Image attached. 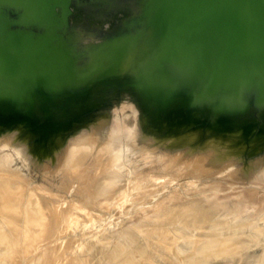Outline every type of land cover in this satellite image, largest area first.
<instances>
[{
    "label": "rangeland",
    "instance_id": "1",
    "mask_svg": "<svg viewBox=\"0 0 264 264\" xmlns=\"http://www.w3.org/2000/svg\"><path fill=\"white\" fill-rule=\"evenodd\" d=\"M89 1L91 0H85V2L82 3V6L79 5L73 7L72 15L69 17V26L71 27L73 33L72 40L73 42L78 44V46L79 45L85 46L89 44L93 45L95 43L92 42L94 41L96 42L97 40L101 41L104 37L114 32L122 24L123 21L129 19V17L132 15V11L136 9L135 7L138 6V4L142 3L143 0H102V3L98 1L96 2L95 1L89 2ZM97 2L98 5L96 4ZM133 54H134L133 51L130 52L127 55V57L121 62L119 73L116 72L114 74L111 73L108 75L106 79H103L100 82L98 81V83L95 84L96 86L95 85L92 86L90 90L91 97L89 98L88 101H87V96H88L87 94L77 97L72 101L71 100L67 102L65 101L64 104L66 110L69 106L78 108V110H76L74 114L70 116L71 118L69 119L66 118L67 120L65 119L64 121H61V119H59L58 123H53V124L47 123V124L39 125L38 127H37V122L35 125H32L33 122H31L30 117L31 118L33 117L30 115V113L26 108L27 101L25 100L17 101L15 98H10V101H12V104H10V106L7 107L8 103H6L3 107L0 108V110L6 108L8 112H13L15 109H17L16 112L18 113L15 114L14 117L11 118L9 121H6L11 124L1 125L0 160L4 161V159L5 158L6 159L4 161L5 163L2 164V162H0V172L3 173L6 171L9 173V175H11L12 172L17 173L16 175L17 177H19L20 175V178L18 179L19 182L23 181L24 189L25 190L29 189L28 192L32 191L30 192V194L31 193L34 195L36 194L35 195L36 197L37 196L41 197V199L45 200L47 205L49 206L50 204L52 205L54 203V205L52 206H54L55 210L58 212H63L64 214H67L69 212L68 215L65 217V220L60 221V224L58 225V230L56 231V234L53 235L54 238H52V240L47 241L48 242L47 244L50 246L53 245L55 250L53 246L52 247L47 246L46 243L42 244L43 246L46 245L45 248L47 249L49 247L51 249L53 248L52 250H50L49 248L46 252L49 251H51L49 253H52V251L55 252L51 263L68 264L70 259L72 260V257L75 258L76 256L77 258L78 256H80V259H83L84 263L87 262V264H116V263L118 264H127V263L128 264L130 263L131 264H160V263L161 264H168V263L169 264H174V263L175 264H264L263 261L264 260V255H263L264 254V222H263L264 220H262L264 219V213L263 210L262 211L260 210V208L264 209L263 208L264 205L263 206L261 205L262 203L264 204V194H263L264 193V149H263L264 136L262 137L263 134L261 135L260 138H262L263 139L262 140L259 139V135L257 134L252 135V133H254L252 129L253 126L256 125V123L258 122L262 123L264 126V114L256 118L250 117L249 119L243 116H237V114L235 115L231 114L229 117H224V116L215 117L213 116L214 114H211V112L204 111L205 108L203 109L199 106H193L187 115L166 116L160 122H158V120L153 118L150 121L145 120L143 123V120L146 117L144 111L146 112L147 110L144 106H140V103L142 101H146L147 104L150 103V99L147 94L144 95V100H143L142 96L139 95L138 90L133 85L135 93L133 92V90H129V92H125L124 95L122 94L123 97L122 95L120 97L117 96L116 98L119 97L118 99L116 98L113 99L114 97L111 95L115 90L119 88L120 86L119 84L121 83L125 84V82L123 81L124 79L123 77H125L126 80L127 76H129L127 79L129 80V78L131 77V75L129 74V69L133 70V74H135L136 59ZM100 59H101L100 56L96 55L95 53H89L81 61L75 62L74 66L76 68L85 69L86 67L96 62H98L97 65L100 64ZM80 71L82 73L87 72L86 70H80ZM127 73L129 75H127ZM134 77L135 76L133 75L132 84H134V79H133ZM137 100L139 101L142 100V101L139 102ZM67 113L64 114L65 115L63 116L64 118L66 117ZM77 114H80L79 115L80 121L76 124L80 126L89 123L97 115H101L106 119V123H107V124L105 123L107 125L106 133L102 135H98L99 138L97 141L95 139L94 142L95 145H97L96 147L98 148L97 150L94 151L93 154H91L88 157L89 161L90 162L94 161L99 155L104 160V158H106L105 156L106 155L108 156L109 152L114 157V163L110 166V168H108L99 175V177H101L100 178L101 180H104L106 184L108 181V184L113 186V188H111L107 194L97 195L94 198V200H92L93 202V204L91 205L92 207H90V204L92 203L90 202L91 199L89 197H88L89 199H87L88 194L85 193L86 195L85 197L83 196L84 194L81 193V180L79 179L78 174L82 168L76 166L75 168V172L77 171L76 177L71 178V180L65 179V175L63 171H61L62 163H64L65 160L69 158L68 152L65 155L61 153L60 156L55 158L53 157L52 150L49 153L44 152L41 150V148H39V145L36 146L35 144L36 140H40L39 139L40 136L48 135L47 133L51 134L50 137L57 136L64 138L65 137L64 130L67 128L68 125H70L75 120V118H72V116H75ZM195 118L197 119L193 120ZM139 120L142 121L140 122ZM190 120L192 121L190 122ZM207 120H211V121L214 120L218 122L217 125L219 126H217V130H214L216 124L214 122V126L213 124L212 126L211 124H209V130L211 131H208ZM245 122H250L251 127L245 133L240 134L241 136L237 138V141L240 142L241 146L244 142H247L246 145H248L249 148L246 147V145H244L245 143L243 144L245 148L242 146L243 148L239 149V153H237L238 150H235L236 148L235 149L231 148L232 150L228 148L227 149V151H229L228 153L232 151L235 152L231 153L233 155H229L230 158L224 163V165L226 163L227 164L225 166L222 164V166L219 167L220 169L217 167L215 169V172L213 171L210 173V177L204 178V181L200 180L202 176L201 173H197L195 175L190 174L189 171L190 170L189 168L191 166L190 164L191 161L194 160L193 156L196 155V152L195 154L193 152L194 150L198 151L199 149L201 150L203 148L204 142L210 138V137H206L208 133L213 138V136H216V134L220 130L232 132V130L235 131L239 129V127L241 128ZM181 125H183L184 127L181 128ZM204 125H206L207 127L205 128L207 134L203 129ZM200 126L203 127L201 128ZM179 127L181 128V130ZM199 127L201 128L200 129L201 136L199 135V137L197 136L195 138L190 137L191 139H193L191 141V139L187 135V138L189 139L186 140L184 138L185 140H183L182 137H186V134H184L185 136H183V132L186 130V128L187 130L185 132H187L189 128L191 130H194ZM140 128L142 130H140ZM174 129L177 132H175ZM168 130H171V132L174 130L173 131L174 133L172 132L173 135L176 133L177 134L181 133L180 137L178 136L179 135L178 134L176 135L177 137L173 138L175 141L174 140L171 141L173 144L172 145L173 148L170 146L171 142H165L166 137H169L168 134L173 136L172 133ZM165 133L166 135H164ZM209 134L207 136H209ZM202 136H205V139L206 138L207 139L206 140L204 139L205 141L204 140L201 141V139L204 138ZM247 136L249 139L247 138ZM256 136L258 137L255 138ZM139 138L141 140H139ZM145 138H147V140ZM180 139L183 140L184 142L187 141V143L186 144L183 143L184 145L181 143L182 146L178 145L177 141H179ZM250 139H252V141ZM256 139L257 142L255 144V147L258 143L259 144L258 147H260L261 150L259 148L252 147V145L254 146L253 143L256 141ZM150 140H152L153 142ZM189 140L190 142L193 143L192 145L191 144L188 145ZM161 141L163 144L162 143L159 144ZM258 141H260V143L262 142L261 144L262 146ZM98 144L100 147L98 146ZM137 144H138V148H137ZM176 144L178 145V147H175ZM197 144L198 146H196ZM150 146L152 147L150 148ZM196 147H198V149ZM251 147L253 149L255 148L254 152ZM190 148L191 150L193 148V150L189 152L188 149L190 150ZM186 149L190 153V156L193 153L191 160L188 159L189 153L187 152L188 156L185 153ZM243 149L246 151L244 152ZM250 149L252 151H250ZM186 158L190 162L187 163ZM9 160H11L12 163ZM147 172L148 174L150 173V177H152L153 179V180H149V183L138 184L132 182L133 181L132 179H135L134 177L136 176L138 177L142 173H143L142 175L144 174L147 175ZM8 173L6 174L8 175ZM14 175L12 177H16ZM197 176L200 177L198 178ZM101 180L99 181L104 183ZM154 180H158L159 181L158 183L160 184L159 185H157L158 183L154 184L153 182ZM109 181L111 182V184ZM251 190L253 191V194H250ZM137 192L138 193L140 192L139 194H141V196H139V194H136ZM143 192L145 194H142ZM172 194L173 196H171ZM247 194H249L250 197H248ZM82 196L85 198H82ZM243 196L245 198V200L243 199V202L245 201L247 202L248 199L246 198L247 197L249 198L248 202L244 203L245 208L249 203H251V208L252 207L256 208L259 206L256 209L253 208V210L251 211L248 210L249 209L248 206L247 210L250 211L249 214L252 213V211L254 212V210H256V212L260 210L263 213V216H260V218H258L259 217L258 215H260L259 212H257L258 214L255 212L257 216H255L253 213L254 216L253 217L251 216V218L250 216L249 218L244 216L245 218L244 217L242 218L243 224L250 221L247 223L249 226L247 224L243 226L241 225L242 227L240 228L245 230L241 229L239 231H235L236 236L234 235L235 237H233L232 239L233 241L230 239L231 242L229 241L223 243L225 240L223 241V238L221 237L224 234L226 235V237L228 234L229 236H232L233 231H230L232 229L230 230L228 228H226V230L223 229L225 233H221L223 231L217 232V236L219 235V237L222 240V242H220L219 244L223 243L221 244V246L217 247L218 251H220V248H222L223 245V247L224 246L226 247V249L224 248L226 251L223 250L224 253L226 252L225 254H227L228 251L230 254L225 255L223 251H221V254L223 253L224 255L220 257L219 255L221 254L217 256L219 252L218 253L214 252L213 254H211V252L213 251L210 250H208L210 252L208 251L200 252V250L196 249V245L195 246L190 245L188 247L189 244L185 245L183 243V240H185L186 237L184 236L185 238L184 239L182 237L183 235H181L179 231H177L178 234L175 232L177 235L176 239H178V236H180L178 240L179 242L181 240V242L185 246H181V243L178 246L177 243L178 241H176V245H172L173 243L171 241L170 244L174 249L173 248L171 249V247L168 246L169 249L167 250L171 249V251H167V252L172 253L171 255L168 256L169 257L168 258L169 262L167 261L168 263L167 262L163 263L165 259L164 261L159 260L160 257L164 256L163 254L166 253L165 250L167 246L164 247L165 253L163 252L161 255L159 254L160 251H157V249H155L156 251L155 250L151 251L152 246L155 247L160 245L159 247H162V244H165V243L162 244L160 243L159 240L160 238H158V241L160 243L158 244L156 243L158 241L155 237L153 238L152 235L144 234L145 232H148L152 227L150 226V224H147L146 218H148L149 220V218L152 217L153 215L154 218H156V216L157 217L162 216L161 214H159L160 212L159 213L157 212V211H161V209L163 210V208L160 209L159 207L161 206L166 207L167 205L172 206L173 204L176 205L178 204L177 206L179 207V203L181 207L183 206L181 204H183L184 202L186 203L190 200H191L190 203L194 201L193 205H198L200 202L204 201V199L205 201L206 200L208 201L207 203H210L211 200L212 202L214 201L215 204H217L216 202L218 201L220 203L221 201L223 202V200L224 202L229 201L228 203L230 204L226 203L228 206L230 205V207L231 206L237 207L234 204L236 205L239 203L241 204L242 202L241 198H243ZM194 198H197V200L199 201L198 204H195L196 199ZM198 198L201 199L204 198V199L201 200ZM192 199L194 200L192 201ZM225 199L227 200L225 201ZM250 199L252 201L254 200L253 202H256L258 204L255 203V206H252L254 205V203ZM205 201L202 202V205H204V203L206 204ZM212 202L211 204L214 203ZM231 203L232 204L234 203L233 204L234 206ZM240 204L238 205V207L242 208L241 207L242 205ZM206 205L207 207H210L209 204ZM171 206L170 209H173L174 205L172 207ZM167 207L164 209L165 212L167 211ZM245 208L243 209V211H245ZM155 209L158 210L155 211ZM153 211H155L156 214L158 213V215L154 214L155 212ZM163 212L164 211H162V213ZM249 214L248 212L245 213V215L247 216ZM246 218L250 220L244 222ZM242 220L240 221L242 222ZM251 221L252 222L254 221V223H251ZM141 222L143 226V227L141 226L142 228H144L147 225L145 227L146 229L144 228V230H142V228L140 227ZM144 224L146 225L144 226ZM134 225L135 226L137 225V227L139 225L140 227V228L138 227L139 230L138 228L136 229ZM172 228H175V226L171 227V229ZM124 231H126L127 233ZM174 231L175 229L173 230V232ZM142 232L144 235L142 234L141 236ZM125 233L128 235H126ZM219 233H221L222 235H220ZM253 235L255 236V238L253 237ZM249 236L251 237V239ZM223 237L225 238V236ZM252 238H254L255 240ZM115 240L118 241V243ZM152 241L155 244L154 243L152 244ZM94 243L95 245H93ZM147 244L150 246H147ZM45 248L43 247L44 251L46 250ZM215 251H217V249ZM32 253H34V251H31V253H29V257L27 260H29L30 263L32 262L31 264H35V261H37L35 259L37 255L35 256V254ZM179 253H181L182 255H180ZM31 254L33 255V257L31 256ZM178 254L179 257L176 256ZM1 255H3V253L0 254V258L2 257ZM212 255H214L215 258ZM157 257H159V259ZM7 258H5V260L7 259L5 261L4 257H2L1 258L2 260L0 259V263L4 264V262L1 261H5L6 264H15L17 262L13 259L10 260L11 258L9 259V256ZM155 259L159 260V262L158 261L155 262L154 261ZM60 260H62L61 263ZM26 262H22V264H25ZM29 262H27V264ZM18 263L19 261L17 262V264Z\"/></svg>",
    "mask_w": 264,
    "mask_h": 264
},
{
    "label": "water",
    "instance_id": "2",
    "mask_svg": "<svg viewBox=\"0 0 264 264\" xmlns=\"http://www.w3.org/2000/svg\"><path fill=\"white\" fill-rule=\"evenodd\" d=\"M83 2L0 0V108L27 101L37 127L69 119L78 108L64 102L88 101L133 51L132 85L150 99L145 116L160 122L193 106L215 117L264 114V0H143L114 32L78 51L69 17ZM89 53L100 64L82 73L74 63ZM262 126L252 135L263 137Z\"/></svg>",
    "mask_w": 264,
    "mask_h": 264
},
{
    "label": "bare ground",
    "instance_id": "3",
    "mask_svg": "<svg viewBox=\"0 0 264 264\" xmlns=\"http://www.w3.org/2000/svg\"><path fill=\"white\" fill-rule=\"evenodd\" d=\"M130 60V59H129ZM127 63V62H126ZM127 65V64H126ZM126 69H127V66H126ZM128 69H129V67H128ZM126 72V71H125ZM129 74L131 75V77L129 78V80H127L128 79V77L129 76H127V81L125 80V77H123L124 79H123V81L125 82V84H119L120 86H119V88L117 89V90H115V87H114V92L111 94L114 98L113 99H115L117 96H121L122 94L124 95L125 94V92H129V90H133V92H134V87H132L133 85H132V77H133V75L135 76V74H133V70H131V69H129ZM128 73H127V75H129ZM125 75V74H124ZM122 81V82H123ZM123 82V83H124ZM116 87H118V86H116ZM135 93V92H134ZM123 95H122V97H123ZM118 97V98H119ZM129 97V96H128ZM118 98H116V99H118ZM136 98H138V97H136ZM147 99V98H146ZM122 100V99H121ZM144 100V99H143ZM72 101V100H71ZM119 101V100H118ZM137 101H139V100H137ZM142 101V100H141ZM141 101H139V102H141ZM67 102V101H66ZM116 102V101H115ZM138 102V103H139ZM69 103V102H68ZM132 103V102H131ZM130 103V104H131ZM135 103H137V102H135ZM10 104H12V101H8V104H7V107L8 106H10ZM147 102L146 101H142L141 103H140V106H144L145 108H147L148 109V107H147ZM134 107H135V105H134ZM90 109V108H89ZM98 109V108H97ZM146 109V110H147ZM16 110L17 109H15L13 112H8V110L5 108V109H1L0 110V130H1V125H4V124H11V123H9V122H6V121H9L11 118H13L14 117V115L15 114H18L17 112H16ZM96 110V109H95ZM137 111H139V110H137ZM147 113H149V110L148 111H146ZM139 113V112H138ZM193 113H194V111H193ZM121 114H122V112H121ZM192 114V113H191ZM190 114V115H191ZM79 115L80 114H77V115H75V116H72V118H75V120L70 124V125H68L67 126V128L64 130V135H65V137L64 138H61V137H57V136H54V137H50L51 136V134L50 133H47L48 135H42V136H40L39 137V139L40 140H36L35 141V144H36V146L37 145H39V148H41V150L42 151H44V152H47V153H49L51 150L53 151V157H55V158H57L58 156H60V154L61 153H63L64 155L68 152V156H69V158H67L66 160H65V162L64 163H62V168H61V171H63V173H64V175H65V179H68V180H71V178H73V177H76V174H77V171L75 172V168H76V166L77 167H80V168H82L81 170H80V172H79V174H78V177H79V179L81 180V193L82 194H84L83 196H85L86 197V195H85V193H87L88 195H87V199H91V201L90 202H92V200H94V198L97 196V195H104V194H107L109 191H110V189L111 188H113V186H111V185H109L108 184V181H107V184L104 182V180H101L100 178L101 177H99V175L101 174V173H103L105 170H107L108 168H110V166L114 163V157H113V155L109 152V154H108V156L106 155L105 157L106 158H104V160L102 159V157H100V153H101V151H100V153L98 154L99 156L94 160V161H92V162H90L89 161V159H88V157L91 155V154H93L94 153V151L95 150H97V148L98 147H96L97 145H95V139H96V141L98 140V138H99V136L98 135H102V134H105L106 133V128H107V123H106V119H105V117H103V116H101V115H97V116H95V118L93 119V120H91L89 123H87V124H85V125H82V126H80V125H77L76 123H78L79 121H80V119H79ZM116 115V114H115ZM119 115V114H118ZM193 115V114H192ZM197 117V116H196ZM151 119H153L151 116H146L145 118H144V120H143V123H144V121L146 120V121H150ZM197 118H195V119H193V120H196ZM215 120V119H214ZM211 121V120H207L208 121V131H211V130H209V124H211V126H212V124H213V126H214V122L216 123L215 124V129L214 130H217V126H219V125H217V123L218 122H216V121ZM120 121V120H119ZM140 121V120H139ZM142 121V120H141ZM140 121V122H141ZM192 120H190V122H191ZM210 121V122H209ZM124 122V121H123ZM176 122V121H175ZM189 122V123H190ZM194 122V121H193ZM196 122V121H195ZM106 123V124H105ZM137 123V122H136ZM259 123V122H258ZM192 124V123H191ZM193 124H195V123H193ZM137 125V124H136ZM143 126V125H142ZM148 126V125H147ZM192 126V125H191ZM211 126H210V128H211ZM184 126L183 125H181V128H183ZM201 127V126H200ZM196 128V129H194V130H191L190 128H189V130L187 131V132H185L186 130H187V128H186V130L183 132V136H185L184 134H186V137H182L183 138V140H188L190 137L191 138H195V137H199V135L201 136V133H200V129L203 127H201V128ZM251 127V123L250 122H245L244 123V125L240 128L239 127V129H237V130H232V132H227V131H225V130H220L217 134H216V136H213V138L211 137V135L209 134V136H207L208 134H207V132L205 131V128H207L206 127V125H204V127H203V129H204V131L206 132V134H204V135H206V137H210L209 139H205V136H202V137H204V138H200L201 139V141L202 140H204L205 142H204V144H203V148L198 152V151H195L194 150V154H195V152H196V155L195 156H193L194 158V160L193 161H191V166H190V174H197V173H201L202 174V176H204V177H202L201 176V179L200 180H202V181H204V178H207V177H210V173L211 172H215V169L218 167H221L222 166V164L224 165V163L230 158V156L229 155H233V154H231L232 152H235V151H232V152H230V153H228L229 151H227V149L228 148H230V150H232L233 148L235 149V150H238V152L237 153H239V149L241 148H243L244 147V145H246V143L247 142H244L243 144H242V146H241V144H240V142L239 141H237V138L238 137H240L241 135L240 134H242V133H245L249 128ZM10 128V127H9ZM8 128V129H9ZM173 128H174V126H173ZM180 128V127H179ZM181 128H180V130H181ZM146 129V128H145ZM212 129H213V127H212ZM140 130H142L141 128H140ZM162 130V129H161ZM164 130V129H163ZM175 130V129H174ZM173 130V131H174ZM179 130V129H178ZM184 130V129H183ZM191 130V131H190ZM11 131V130H10ZM156 131H158V130H156ZM168 131H170L171 132V130H168ZM172 131V132H173ZM202 131V130H201ZM171 132V133H172ZM175 132H177L176 130H175ZM181 132V131H180ZM212 132H213V130H212ZM9 133V132H8ZM174 133V132H173ZM173 133H172V135H173ZM204 133V132H203ZM211 133V132H210ZM146 134H147V132H146ZM152 134V133H151ZM179 134V133H178ZM177 133L176 134H174L173 136H171V135H169L168 134V136L169 137H166V141L165 142H171V141H173L174 139L173 138H175V137H177L176 135H178ZM181 134V133H180ZM178 135L179 137L181 136V135ZM97 135V136H96ZM164 135H166V133L164 134ZM187 135H188V137L189 138H187ZM203 135V134H202ZM93 136V137H92ZM171 136V137H170ZM141 137V136H140ZM253 137V136H252ZM258 136H256L255 138H257ZM261 136H259V139H262V138H260ZM104 138V137H103ZM142 138V137H141ZM185 138V139H184ZM190 138V139H191ZM247 138H248V136H247ZM246 138V139H247ZM255 138H254V140H255ZM19 139V138H18ZM102 139V138H101ZM146 140H147V138H145ZM148 139H150V138H148ZM155 139V138H154ZM177 139H179V138H177ZM199 139V138H198ZM249 139V138H248ZM139 140H141L140 138H139ZM162 140V139H161ZM183 140H179V141H177L178 142V145H181L182 146V144L183 143H187V141L186 142H184ZM193 139H191V141H192ZM197 140V139H196ZM251 141H252V139H250ZM254 140H253V142H254ZM263 140V139H262ZM262 140H260V141H262ZM101 141V140H100ZM144 141V140H143ZM149 141V140H148ZM150 141H152V140H150ZM175 141V140H174ZM181 141H183V142H181ZM200 141V142H201ZM247 141V140H246ZM260 141H258L259 143H260ZM141 142V141H140ZM153 142V141H152ZM176 142V143H177ZM189 143H188V145L189 144H193L192 142H190V140L188 141ZM195 142V141H194ZM250 142V141H249ZM256 142H257V139H256V141L253 143L254 144V146L252 145V147H255V144H256ZM97 143H99V142H97ZM96 143V144H97ZM101 143V142H100ZM162 143V141L159 143V144H161ZM180 143V144H179ZM182 143V144H181ZM251 143V142H250ZM250 143H249V145H250ZM20 144V143H19ZM142 144V143H141ZM149 144V143H148ZM163 144V143H162ZM199 144V143H198ZM198 144L196 145V146H198ZM262 144V142L260 143V145ZM263 144H264V142H263ZM157 145H158V143H157ZM173 144H172V142H171V144H170V146L173 148V146H172ZM175 145V144H174ZM178 145L176 144V146L175 147H178ZM184 145V144H183ZM200 145V144H199ZM201 145H202V143H201ZM258 143H257V145H256V147L255 148H259L260 150H261V148L260 147H258ZM12 146H14V145H12ZM98 146H99V144H98ZM145 146V145H144ZM149 146V145H148ZM147 146V147H148ZM154 146H156V145H154ZM169 146V147H170ZM181 146H180V148H181ZM186 146V145H185ZM184 146V147H185ZM262 146V145H261ZM100 147V146H99ZM140 147H141V145H140ZM152 146H150V148H151ZM168 147V146H167ZM170 147V148H171ZM187 147V146H186ZM190 147V146H189ZM188 147V148H189ZM195 147V146H194ZM193 147V148H194ZM201 147V146H200ZM246 147H248V145H246ZM251 147V148H252ZM13 148V147H12ZM137 148H138V144H137ZM150 148H148V149H150ZM193 148H192V150H193ZM197 149H198V147H196ZM195 148V149H196ZM232 148V149H231ZM245 148V147H244ZM249 148V147H248ZM247 148V149H248ZM254 148V149H255ZM263 148V147H262ZM14 149V148H13ZM140 149V148H139ZM153 149V148H152ZM196 149V150H197ZM254 149L252 148V150H253V152H254ZM264 149V148H263ZM191 150V148H190V150L188 149V151L190 152V151H192ZM244 150V149H243ZM251 149H250V151H252ZM141 151V150H140ZM183 151V150H182ZM187 149H186V154H187ZM242 151V150H241ZM246 150H244V152H245ZM256 151V150H255ZM178 152V151H177ZM188 152V153H189ZM198 152V153H197ZM257 152V151H256ZM258 152H259V150H258ZM193 153H192V155H193ZM51 154V153H50ZM184 154V153H183ZM185 154V155H186ZM235 154V153H234ZM103 155V154H102ZM164 155H166V154H164ZM192 155L190 156V153H189V157H188V159H190L191 160V157H192ZM97 156V155H96ZM187 156H188V154H187ZM186 156V157H187ZM235 156V155H234ZM8 158V157H7ZM50 158V157H49ZM54 158V159H55ZM234 158V157H233ZM3 159V158H2ZM6 159V158H5ZM5 159H4V161H5ZM11 159H12V157H11ZM187 159V158H186ZM187 159V163L188 162H190L189 160ZM8 160V159H7ZM185 160V159H184ZM4 161H2V160H0V162H2V164L3 163H5ZM10 162H11V160H9ZM181 161V160H180ZM229 161H231V160H229ZM8 162V161H7ZM12 163V162H11ZM54 163H55V161H54ZM184 163V162H183ZM60 164V163H59ZM165 164V163H164ZM227 164V163H226ZM225 164V165H226ZM58 165V164H57ZM171 165H173V164H171ZM171 165H169V166H171ZM178 165V164H177ZM224 165V166H225ZM4 166V165H3ZM8 166V165H7ZM9 166H11V165H9ZM232 166V165H231ZM6 167V166H5ZM175 167V166H174ZM185 167V166H184ZM4 168V167H3ZM54 168V167H53ZM56 169V168H55ZM54 169V170H55ZM57 169H58V166H57ZM220 169V168H219ZM169 170V169H168ZM173 170V169H172ZM10 172V171H9ZM12 172V171H11ZM6 173H8V172H3V173H1L0 172V254H2L3 253V255H1L2 257H4V260H5V258H7L8 256H9V259L10 260H15V261H19V263L18 264H22V262H26V260L28 259V257H29V253H31V251H34V253H32V254H35V256H36V260L37 261H35V264H36V262H37V264H53V263H51L52 262V258H53V256H54V251H52V253H49V252H51V251H49V252H46L50 247H52V246H50V245H48L47 243V241H49V240H52V238H54L53 237V235H55L56 234V231L58 230V225L60 224V221H64L65 220V217L68 215V213L67 214H64L63 212H58V211H56L55 210V207L54 206H52V205H54V203L51 205L50 204V206L49 205H47V203H46V201L45 200H43V199H41V197H36L34 194H30V192H32V191H30V192H28V190H25L24 189V184H23V181L21 182H19V178H20V175H19V177H17L16 175H17V173H14V172H12V174L14 175V176H16V177H12L13 175L11 174V175H9V173H8V175L6 174ZM179 173V172H178ZM239 173V172H238ZM143 174V173H142ZM142 174H140L138 177L136 176V177H134L135 179H132L133 181L132 182H135V183H138V184H147V183H149V180H153L152 179V177H150V173L148 174V172H147V175L146 174H144V175H142ZM213 174V173H212ZM187 175V174H186ZM185 175V176H186ZM217 175V174H216ZM11 176V177H10ZM134 176H135V174H134ZM198 177V176H197ZM200 177V176H199ZM198 177V178H199ZM181 178V177H180ZM21 179H22V177H21ZM209 179V178H208ZM215 179H216V177H215ZM98 180V181H97ZM99 180H101V181H103L104 183H102V182H100ZM206 180V179H205ZM97 181V182H96ZM67 182V181H66ZM110 182V181H109ZM151 182V181H150ZM154 182V184H157L159 181L158 180H154L153 181ZM68 183V182H67ZM110 184H111V182H110ZM160 183H158L157 185H159ZM113 185V184H112ZM150 185V184H149ZM85 187H87V188H85ZM105 187V188H104ZM107 188V189H106ZM239 189V188H238ZM240 190V189H239ZM150 192V191H149ZM252 192V193H251ZM140 193V192H139ZM138 192L136 193V194H139ZM246 193V192H245ZM142 194H145L144 192L142 193ZM250 194H253V191L251 190L250 191ZM264 194V193H263ZM248 195V197H250L249 196V194H247ZM82 196V198H85V197H83ZM137 196V195H136ZM139 196H141V194H139ZM171 196H173V194L171 195ZM89 197V198H88ZM138 197V196H137ZM233 197V196H232ZM245 197H246V195H245ZM246 198V199H248L249 200V198ZM176 198V197H175ZM180 198V197H179ZM254 198H256V197H254ZM87 199H85V200H87ZM171 199V198H170ZM194 199H196L195 201H196V203L195 204H198L199 203V201L197 200V198H194ZM194 199H192V201L194 200ZM198 199H201V198H198ZM204 199V198H203ZM203 199H201V200H203ZM242 200V202H241V204L240 205H242L241 207L242 208H239L238 207V205L239 204H234L235 206H237V207H230V205L228 206L226 203H228L229 201H227V202H224V200H223V202L221 201V203L219 202H216L217 204H215V202L213 203L211 200H210V203H207L208 201L206 200L205 201V199H204V201L206 202V204H209L210 205V207H207V205L204 203V205H202V202H204V201H202V202H200L199 204H200V206H199V204L198 205H193V202H191L190 203V201H188V202H184L183 204H181V205H183V206H181L180 207V203H179V207L176 205V204H173L174 205V208L173 209H170V206H166L167 207V211L165 212V208L166 207H163V206H161V207H159L160 209L161 208H163V210L161 209V211H157L159 214H161L162 216H160V217H157L156 215H158V213L156 214V210H158V209H155V211H153V212H155L154 214H156L155 216H156V218H154V215L152 216V217H150L149 218V220H148V218H146V220H147V224H150V226H152L151 228H150V232L148 231V232H145L144 234H147V235H152V237L154 238H156L157 239V241H158V238H160L159 240H160V243L162 244V243H165V244H162V247H159L160 245H158V244H160L159 243V241L158 242H156V240H155V242L156 243H158V244H156V245H158V246H152V249H151V251L152 250H155V249H157V251H160V255L164 252L165 253V251H166V253L165 254H163L164 256H161L160 257V259H159V257H157L159 260H162V261H164V259H165V261L163 262V263H166L167 261L169 262V255H171L172 253L171 252H167V251H171V249L173 248L172 247V245H176V241H178L177 243H178V246H179V244L181 243V246H185V245H188V247L190 246V245H196V249L197 250H200V252L201 251H208V250H210V251H213V252H211V254H213L214 252H216V253H218L217 254V256L219 255V254H221V251H223V250H225L226 249V247L224 246L223 247V245H222V248H220V251H218V246H221V244H223V243H226V242H231V240L233 239V237H235L236 235H235V231H239V230H241L242 228H240V227H242L243 225H245V224H247L248 222H250V221H248L247 222V220H250V219H247V218H249V216H250V218H251V216L253 217L254 215L255 216H257L256 214H255V212H256V210H254V212L252 211V213H250L249 214V212L251 211V210H253V208L254 209H256V208H258L259 206L258 205H256V206H258V207H252L251 208V203H249L247 206H246V208H245V206H244V203H247L248 202V200H247V202L245 201V202H243V199L245 200V198H244V196H243V198H241ZM252 199V198H251ZM250 199V200H251ZM259 199H260V197H259ZM168 200V199H167ZM173 200V199H172ZM200 200V201H201ZM227 199H225V201H226ZM231 200V199H230ZM176 201V200H175ZM198 201V202H197ZM234 201V200H233ZM252 201V200H251ZM254 201V200H253ZM252 201V202H253ZM84 202V201H83ZM88 202H89V200H88ZM173 202V201H172ZM211 202L213 203V204H211ZM182 203V202H181ZM189 203V204H188ZM254 203V205H252V206H255V203L256 202H253ZM261 203H262V201H261ZM93 204V202L90 204V207H92L91 205ZM165 204V203H164ZM228 204H230V203H228ZM232 204V203H231ZM232 204V205H233ZM256 204H258V203H256ZM87 205H89V204H87ZM163 205V204H162ZM172 205V206H173ZM177 207H176V206ZM233 205V206H234ZM262 206L264 205L263 203L261 204ZM159 206V205H158ZM171 206V207H172ZM249 206V209L248 210H250V211H248L247 210V207ZM245 208V211L246 212H248V216L247 215H245V211H243V209ZM154 208V207H153ZM169 208V209H168ZM264 208V207H263ZM159 209V210H160ZM240 209H242V210H240ZM138 210V209H137ZM145 210H146V208H145ZM150 210V209H149ZM260 210L262 211L263 210V213H264V209H261L260 208ZM260 210H258L257 212H259L260 213V215H258L259 217L258 218H260V216H263V213L260 211ZM162 211H164L163 213H162ZM243 212H245V213H243ZM256 212V213H257ZM253 213H254V215H253ZM262 213V214H261ZM89 214V213H88ZM92 214H94V213H92ZM244 214V215H243ZM258 214V213H257ZM91 216V215H90ZM244 216H246L247 218H246V220H244V222L246 221L247 223H245V224H243V220H242V218L244 217ZM96 217V216H95ZM100 217V216H99ZM245 218V217H244ZM256 218V217H255ZM261 218H263V217H261ZM253 219V218H252ZM95 220V219H94ZM240 220H242V222L240 221ZM262 220H264V219H262ZM261 220V221H262ZM100 221V220H99ZM140 221V220H139ZM152 221V222H151ZM260 221V220H259ZM149 222V223H148ZM241 222V223H240ZM264 222V221H263ZM144 223V222H143ZM152 223V224H151ZM240 223V224H239ZM251 223H254V221L252 222L251 221ZM259 223V222H258ZM262 223V222H261ZM240 226H239V225ZM146 224H144V226H145ZM236 225H238V226H236ZM242 225V226H241ZM248 225V224H247ZM252 225V224H251ZM254 225V224H253ZM129 226V225H128ZM132 226V225H131ZM142 226V222H141V225H140V227ZM147 226V225H146ZM145 226V227H146ZM175 226V228H172L171 229V227H174ZM179 226H180V228H179ZM249 226V225H248ZM256 226V225H255ZM105 227V226H104ZM134 227L137 229L138 227H139V225H138V227H137V225L135 226L134 225ZM139 227V228H140ZM143 227V226H142ZM141 227V228H142ZM144 227V228H145ZM135 228H133V229H135ZM139 228H138V230H139ZM144 228H142V230H144ZM148 228V227H147ZM178 228V229H177ZM226 228H228L229 230L230 229H232V230H230V231H233V235L232 236H229V234L227 235V237H226V235L224 234V235H222L221 233H225L224 231H223V229H225L226 230ZM249 228V227H248ZM248 228H246V229H248ZM127 229V228H126ZM146 229V228H145ZM169 229V230H168ZM175 229V231L173 232V230ZM227 229V230H228ZM242 230H245V229H242ZM123 231V230H122ZM177 231H179L180 233H181V235H183L182 237L184 238V236L186 237V239H188V240H186L185 238V240H183V243L185 244V245H183V243L181 242V240H180V242H179V238H180V236H178V239H176V233L178 234V232ZM220 231H223V232H221V233H219L220 235H222V237L221 238H223V243H221V244H219L220 242H222V240H221V238L219 237V235L217 236V232H220ZM230 231H227V232H230ZM124 232H126V231H124ZM144 232V231H143ZM143 232L141 233V236H142V234H143ZM176 232V233H175ZM127 233V232H126ZM125 233V234H126ZM129 233V232H128ZM179 233V234H180ZM121 234V233H120ZM131 234V233H130ZM140 234V233H139ZM143 234V235H144ZM231 234V233H230ZM239 234V233H238ZM250 234V233H249ZM126 235H128V234H126ZM235 235V236H234ZM130 236V235H129ZM128 236V237H129ZM223 236H225V238L223 237ZM229 236V237H228ZM252 236V235H251ZM219 237V238H218ZM250 237V236H249ZM253 237L255 238V236L253 235ZM119 238H121V237H119ZM145 238V237H144ZM254 238H252V239H254ZM257 238V237H256ZM151 239V238H150ZM182 239V238H181ZM228 239V240H227ZM231 239V240H230ZM250 239H251V237H250ZM119 240V239H118ZM132 240V239H131ZM143 240V239H142ZM154 240V239H153ZM221 240V241H220ZM238 240V239H237ZM255 240V239H254ZM116 241V240H115ZM114 241V242H115ZM124 241V240H123ZM122 241V242H123ZM151 241V240H150ZM172 241V245L170 244V242ZM233 241V240H232ZM117 243H118V241H116ZM263 242V241H262ZM47 244V246H50L48 249L47 248H45V246H43L42 244ZM154 242L152 241V244H153ZM187 243V244H186ZM106 244V243H105ZM150 244V243H149ZM155 244V243H154ZM167 244V245H166ZM228 244V243H227ZM93 245H95V243L93 244ZM144 245V244H143ZM147 246H150V245H148L147 244ZM167 246V247H166ZM168 246H170L171 247V249L170 250H167V249H169V247ZM194 246H192V247H194ZM236 246V245H235ZM239 246V245H238ZM41 247V248H40ZM43 247L46 249L45 251H44V249H43ZM113 247H114V245H113ZM145 247H146V245H145ZM164 247H166V250H165V248ZM175 247V246H174ZM187 247V248H188ZM53 248H54V246H53ZM52 248V249H53ZM123 248H124V246H123ZM131 248V247H130ZM147 248H149V247H147ZM225 248V249H224ZM42 249V250H41ZM51 248H50V250H52ZM162 249V250H161ZM174 249V248H173ZM217 249V251H215ZM54 250H55V248H54ZM116 250V249H115ZM165 250V251H164ZM229 250V249H228ZM238 250V249H237ZM5 253H4V252ZM136 251V250H135ZM156 251V250H155ZM154 251V252H155ZM194 251H196V250H194ZM210 251H208V252H210ZM226 251V250H225ZM234 251V250H233ZM259 251H261V250H259ZM133 252V251H132ZM174 252V251H173ZM7 253V254H6ZM151 253V252H150ZM156 253V252H155ZM206 253V252H205ZM216 253H215V255H216ZM223 253H224V251H223ZM221 254V255H219L220 257L222 256V255H224V254ZM31 254V256L33 257V255ZM83 254V253H82ZM118 254V253H117ZM133 254V253H132ZM131 254V255H132ZM180 255H182L181 253H179ZM179 254L178 255H176V256H178L179 257ZM227 254H230L228 251H227ZM227 254H225V255H227ZM79 255V254H78ZM142 255H143V253H142ZM264 255V254H263ZM7 256V257H6ZM73 256V255H72ZM72 256H70V257H72ZM154 256H156V255H154ZM153 256V257H154ZM174 256V255H173ZM187 256V255H186ZM207 256H208V254H207ZM212 256H214V255H212ZM1 257V258H2ZM122 257V256H121ZM120 257V258H121ZM146 257V256H145ZM172 257V256H171ZM219 257V258H220ZM0 258V259H1ZM82 258H84V257H82ZM147 258V257H146ZM175 258H177V257H175ZM174 258V259H175ZM210 258V257H209ZM208 258V259H209ZM214 258H215V256H214ZM8 259V258H7ZM6 259V260H7ZM70 259V258H69ZM128 259H130V258H128ZM127 259V260H128ZM192 259V258H191ZM2 260V259H1ZM5 260V261H6ZM9 260V261H10ZM30 260H32V259H30ZM67 260V259H66ZM119 260V259H118ZM132 260V259H131ZM159 260H157V259H155L154 261L156 262V261H158L159 262ZM170 260H171V258H170ZM177 260V259H176ZM188 260H190V259H188ZM201 260V259H200ZM5 261H1V262H4V264H6V262ZM15 261H14V263H15ZM58 261V260H57ZM61 261L62 260H60V263H61ZM86 261V260H85ZM125 261V260H124ZM146 261V260H145ZM161 261V262H162ZM179 261V260H178ZM204 261H205V259H204ZM214 261V260H213ZM212 261V262H213ZM264 261V260H263ZM8 262V261H7ZM17 262L15 263V264H17ZM27 262H29V260H27ZM27 262L25 263V264H27ZM70 262H71V264H87V262H85L84 263V260L83 259H80V256H78L77 258H76V256H75V258L74 257H72V260L70 259V261H69V263L68 264H70ZM154 262V263H155ZM167 262V263H168ZM171 262H172V260H171ZM180 262V261H179ZM203 262V261H202ZM12 263V262H11ZM32 263V262H31ZM30 262L28 263V264H31ZM89 263V262H88ZM116 263V262H115ZM138 263V262H137ZM174 263V262H173ZM0 264H3V263H0ZM116 264H118V263H116ZM128 264V263H127ZM131 264V263H130ZM161 264V263H160ZM169 264V263H168ZM175 264V263H174Z\"/></svg>",
    "mask_w": 264,
    "mask_h": 264
},
{
    "label": "flooded vegetation",
    "instance_id": "4",
    "mask_svg": "<svg viewBox=\"0 0 264 264\" xmlns=\"http://www.w3.org/2000/svg\"><path fill=\"white\" fill-rule=\"evenodd\" d=\"M96 2V1H98V2H100V3H102V0H93L92 2ZM90 2V1H89ZM98 2L96 3L97 5H98ZM71 10L73 11V6L71 7ZM71 41H72V47H74L75 49H78V51H80L81 49H84V48H86V47H88V45H85V46H81V45H79L78 46V44H76L75 42H73V40H72V38H71ZM102 41V40H101ZM100 40H97L96 42L94 41V42H92V43H98V42H101ZM89 45H91V44H89ZM77 53H79V52H76L75 54H77ZM82 60V58L81 59H78V61H81ZM87 68V67H86ZM85 68V69H86ZM80 70H83L82 68H78V71H80Z\"/></svg>",
    "mask_w": 264,
    "mask_h": 264
}]
</instances>
